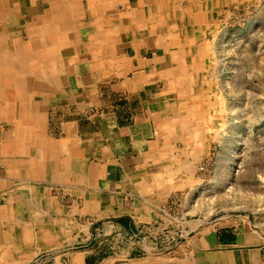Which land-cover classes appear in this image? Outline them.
<instances>
[{"label": "crops", "instance_id": "obj_1", "mask_svg": "<svg viewBox=\"0 0 264 264\" xmlns=\"http://www.w3.org/2000/svg\"><path fill=\"white\" fill-rule=\"evenodd\" d=\"M142 17L139 0H0V75L17 74L0 82V264H264V212L169 229L133 191L164 200L159 159L198 98L179 57L198 37L169 45Z\"/></svg>", "mask_w": 264, "mask_h": 264}, {"label": "rangeland", "instance_id": "obj_2", "mask_svg": "<svg viewBox=\"0 0 264 264\" xmlns=\"http://www.w3.org/2000/svg\"><path fill=\"white\" fill-rule=\"evenodd\" d=\"M215 10L214 22L195 40L196 65L205 69L196 73L199 102L186 115L176 116L180 135L172 132L166 137L174 140L173 156L158 158L165 161L159 175L165 182L164 200L156 196V189L147 190V182L133 190L153 195L160 206L157 217L169 229L192 220L264 212V0H222ZM174 18L176 30L203 25L201 19L191 24ZM163 30L167 35L172 28L164 23ZM189 89L181 94L194 88ZM193 130L201 133L200 140Z\"/></svg>", "mask_w": 264, "mask_h": 264}, {"label": "bare ground", "instance_id": "obj_3", "mask_svg": "<svg viewBox=\"0 0 264 264\" xmlns=\"http://www.w3.org/2000/svg\"><path fill=\"white\" fill-rule=\"evenodd\" d=\"M122 1H124V0H122ZM139 1H140V6H141V14L143 16L142 18L143 19L145 18L146 23L157 20L154 17V15L156 16V13H157V15H159L160 18L162 20H164V23H168L170 25V28H172V31L169 30L170 33L167 34V36L165 37V41H164L169 45H170V41L175 43L174 38H177L178 36H181V37L185 38V40H187L190 38L199 37L200 34L202 35V32L206 28L207 23L212 22L214 20V14H215L214 12L216 11L215 9L220 7V5L222 4V0H139ZM229 1H231V0H229ZM226 2H227V0H226ZM212 4L214 5L213 11L211 8ZM176 10H179V11H176ZM174 16H179V18H182L183 20H185L191 24L195 23L194 22L195 18L200 19V17H201V19H203L204 23H203V25H199L198 28H195L194 25L190 26L187 31H186V29H183L182 31L180 29L176 30L177 24H176V20H175L176 18H174ZM174 20H175V22H174ZM174 36H176V37H174ZM185 40H182V42L183 41L185 42ZM180 46H186V45H183L181 43ZM226 49L227 48H225L224 51ZM177 51L178 50H176L174 53L176 55V59H178ZM179 57L181 58L180 61L182 63L181 70L183 69L185 71V73H182L181 76L185 77L186 79L191 78L193 80V77L191 75L193 73V71L190 74V71L187 68L188 63H194L195 69H197V72H199V73H201L204 70L202 68L199 71L198 67L200 65L199 66L195 65L198 61V60H196V54H192L191 56H189V55L186 56V55L181 54ZM189 59L191 61H189ZM223 67H225V66H223ZM0 69H1V66H0ZM174 70L175 69L172 65L168 66L165 70L166 76L169 78L170 75H174L176 73V72L174 73ZM176 74H178V73H176ZM13 75L17 76V74L13 73V72H9V73L7 72V75H4V76L0 75V82H9V80L13 77ZM222 75L224 76V74H222ZM226 81L228 82V78ZM195 99L199 100L200 98L198 96V98L196 97ZM198 100H196V104L199 102ZM206 117H207L206 114H204L203 118H206ZM196 118H198V117L196 116ZM196 122H197V120L195 121V123ZM194 137L200 140L201 139V133L195 132ZM231 164H233V163H231ZM21 171H23V170H21ZM224 180H226V179H224Z\"/></svg>", "mask_w": 264, "mask_h": 264}]
</instances>
